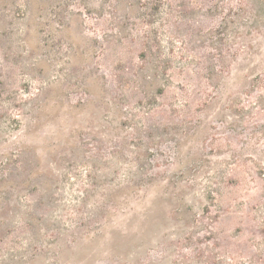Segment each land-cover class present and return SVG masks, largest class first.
Returning <instances> with one entry per match:
<instances>
[{
	"label": "rangeland",
	"instance_id": "obj_1",
	"mask_svg": "<svg viewBox=\"0 0 264 264\" xmlns=\"http://www.w3.org/2000/svg\"><path fill=\"white\" fill-rule=\"evenodd\" d=\"M0 264H264V0H0Z\"/></svg>",
	"mask_w": 264,
	"mask_h": 264
}]
</instances>
